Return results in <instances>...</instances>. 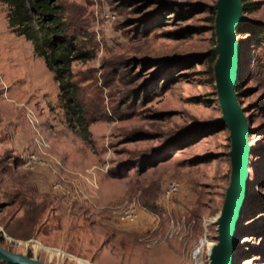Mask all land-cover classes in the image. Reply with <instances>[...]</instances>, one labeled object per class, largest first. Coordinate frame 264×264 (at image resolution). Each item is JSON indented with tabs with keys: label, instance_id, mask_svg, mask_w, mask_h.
I'll use <instances>...</instances> for the list:
<instances>
[{
	"label": "rangeland",
	"instance_id": "rangeland-1",
	"mask_svg": "<svg viewBox=\"0 0 264 264\" xmlns=\"http://www.w3.org/2000/svg\"><path fill=\"white\" fill-rule=\"evenodd\" d=\"M54 1L81 54L69 71L82 119L0 0V247L52 264H183L204 224L210 239L229 175L198 60L215 0ZM250 3L264 26V0ZM30 15L37 40L45 23ZM236 39L252 152L234 264H264V48Z\"/></svg>",
	"mask_w": 264,
	"mask_h": 264
},
{
	"label": "water",
	"instance_id": "water-1",
	"mask_svg": "<svg viewBox=\"0 0 264 264\" xmlns=\"http://www.w3.org/2000/svg\"><path fill=\"white\" fill-rule=\"evenodd\" d=\"M213 12L211 29L213 45L205 53L212 56L209 64L216 102L220 116L219 128H226L229 139V175L220 210L210 219L212 233L204 264H234L235 248L242 213L248 199L249 123L240 108L236 86L240 66L237 30L244 24H254L242 8V0H215L209 6ZM2 264H52L15 254L0 247Z\"/></svg>",
	"mask_w": 264,
	"mask_h": 264
},
{
	"label": "trees",
	"instance_id": "trees-1",
	"mask_svg": "<svg viewBox=\"0 0 264 264\" xmlns=\"http://www.w3.org/2000/svg\"><path fill=\"white\" fill-rule=\"evenodd\" d=\"M27 7H23L22 0H4L12 8V15L7 16L8 27L17 35L23 36L26 40L34 44L36 54L40 56L48 70L55 72L58 80V89L61 94L66 96L69 111L79 118L78 106L74 100L75 87L70 82L69 67L74 57H78L75 35L70 32V27L64 17V8L56 4L54 0H24ZM256 3H250V0H242V8L245 14L251 13L256 8ZM164 8L163 6H161ZM166 12V10H163ZM30 12L35 14L39 21L45 24V32L37 40L35 34L30 28ZM213 12L208 10L207 21L212 23ZM154 21V19H152ZM41 24V25H42ZM237 36H245L246 41L251 46L264 48V26L254 24H244L237 32ZM36 43H39L37 45ZM46 48L49 51H46ZM204 58L207 64L212 61V56L208 54L199 55L198 60ZM208 72V71H207ZM236 92L239 93V85L236 86ZM82 119V118H81ZM84 123V122H83ZM85 126V123L83 127Z\"/></svg>",
	"mask_w": 264,
	"mask_h": 264
},
{
	"label": "built area",
	"instance_id": "built-area-1",
	"mask_svg": "<svg viewBox=\"0 0 264 264\" xmlns=\"http://www.w3.org/2000/svg\"><path fill=\"white\" fill-rule=\"evenodd\" d=\"M178 189V184L175 182H170L167 184L164 195L169 197L174 194ZM134 216V210H132ZM210 239L207 234L206 225H203V231L198 238L197 242L193 244L190 251L187 254L186 260L183 264H202V260L205 257L207 245L209 244Z\"/></svg>",
	"mask_w": 264,
	"mask_h": 264
},
{
	"label": "bare ground",
	"instance_id": "bare-ground-1",
	"mask_svg": "<svg viewBox=\"0 0 264 264\" xmlns=\"http://www.w3.org/2000/svg\"><path fill=\"white\" fill-rule=\"evenodd\" d=\"M208 246V245H207Z\"/></svg>",
	"mask_w": 264,
	"mask_h": 264
}]
</instances>
